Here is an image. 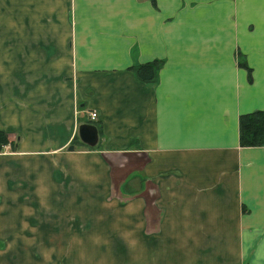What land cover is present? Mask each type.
<instances>
[{"label":"crops","instance_id":"obj_1","mask_svg":"<svg viewBox=\"0 0 264 264\" xmlns=\"http://www.w3.org/2000/svg\"><path fill=\"white\" fill-rule=\"evenodd\" d=\"M59 11L62 51L0 53V264H264V0Z\"/></svg>","mask_w":264,"mask_h":264},{"label":"rangeland","instance_id":"obj_2","mask_svg":"<svg viewBox=\"0 0 264 264\" xmlns=\"http://www.w3.org/2000/svg\"><path fill=\"white\" fill-rule=\"evenodd\" d=\"M64 4L65 0H0V53L62 51L59 42L70 20L68 13L59 11ZM0 142L4 146L8 137L3 135Z\"/></svg>","mask_w":264,"mask_h":264},{"label":"trees","instance_id":"obj_3","mask_svg":"<svg viewBox=\"0 0 264 264\" xmlns=\"http://www.w3.org/2000/svg\"><path fill=\"white\" fill-rule=\"evenodd\" d=\"M160 63L157 61L134 66L132 69L138 80L144 83L154 81ZM5 135L0 132V138ZM238 140L240 147H260L264 145V111L243 114L238 119ZM4 141V140H3ZM4 142H0V147Z\"/></svg>","mask_w":264,"mask_h":264},{"label":"water","instance_id":"obj_4","mask_svg":"<svg viewBox=\"0 0 264 264\" xmlns=\"http://www.w3.org/2000/svg\"><path fill=\"white\" fill-rule=\"evenodd\" d=\"M77 136L80 142L89 147H94L98 141L97 129L92 124H80L77 128ZM72 149V147L69 148L70 151Z\"/></svg>","mask_w":264,"mask_h":264},{"label":"built area","instance_id":"obj_5","mask_svg":"<svg viewBox=\"0 0 264 264\" xmlns=\"http://www.w3.org/2000/svg\"><path fill=\"white\" fill-rule=\"evenodd\" d=\"M88 117H89V120H90V121H94V120L96 119V114H95V113H90V114L88 115Z\"/></svg>","mask_w":264,"mask_h":264}]
</instances>
